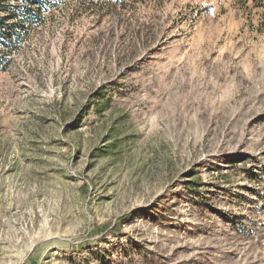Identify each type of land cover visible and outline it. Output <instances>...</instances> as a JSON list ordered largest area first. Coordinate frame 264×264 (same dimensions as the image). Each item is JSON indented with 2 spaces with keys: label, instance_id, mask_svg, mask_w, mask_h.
<instances>
[{
  "label": "rangeland",
  "instance_id": "374dc122",
  "mask_svg": "<svg viewBox=\"0 0 264 264\" xmlns=\"http://www.w3.org/2000/svg\"><path fill=\"white\" fill-rule=\"evenodd\" d=\"M45 16L0 41V264H264V0Z\"/></svg>",
  "mask_w": 264,
  "mask_h": 264
},
{
  "label": "trees",
  "instance_id": "16d2710c",
  "mask_svg": "<svg viewBox=\"0 0 264 264\" xmlns=\"http://www.w3.org/2000/svg\"><path fill=\"white\" fill-rule=\"evenodd\" d=\"M17 2V12L10 11V2ZM63 0H1L0 1V41H4L11 34H13L14 28L19 26L22 21L26 22H41L46 18V11H50L52 7ZM90 2L103 3L104 0H89ZM127 0H108V2L123 3ZM81 3L84 0H80ZM98 6V4H94ZM15 19V20H13ZM25 19V20H24ZM129 221V217H124L120 225ZM120 230V229H119Z\"/></svg>",
  "mask_w": 264,
  "mask_h": 264
}]
</instances>
